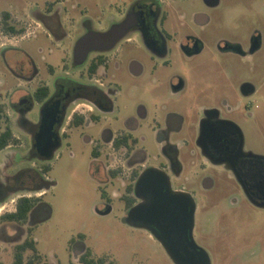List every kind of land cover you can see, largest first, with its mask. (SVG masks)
I'll return each mask as SVG.
<instances>
[{"label": "flooded vegetation", "instance_id": "flooded-vegetation-1", "mask_svg": "<svg viewBox=\"0 0 264 264\" xmlns=\"http://www.w3.org/2000/svg\"><path fill=\"white\" fill-rule=\"evenodd\" d=\"M28 39L37 41L34 54L20 46ZM0 61V153L26 133L30 157L42 163L79 139L92 148L90 173L105 213L112 209L105 186L116 185L111 192L128 214L143 200L139 175L154 167L194 203L191 228L164 239L184 260L264 264V254L230 253L233 233L211 196L219 189L264 210V152L249 139L264 144V0H0ZM147 133L156 155L145 148ZM47 167L0 175V205L16 196L13 210L0 214L5 241L35 246L22 264L43 257L34 234ZM24 197L34 202L26 220L7 219ZM9 225L18 231L8 234ZM151 226L133 227L179 264ZM83 237L69 241L76 264H85L88 250L104 257ZM54 258L49 264H58Z\"/></svg>", "mask_w": 264, "mask_h": 264}, {"label": "rangeland", "instance_id": "rangeland-1", "mask_svg": "<svg viewBox=\"0 0 264 264\" xmlns=\"http://www.w3.org/2000/svg\"><path fill=\"white\" fill-rule=\"evenodd\" d=\"M20 46L34 54L37 41L24 40ZM53 59L59 61V56L54 55ZM2 70L0 61V77L3 74ZM2 90L3 88H0V91ZM147 137L145 148L151 156L156 155L157 147L152 143L153 137L148 133ZM20 138L21 145L0 153V175L3 171L11 174L21 169L50 166L44 175L50 183L42 196L44 205L39 214V217L44 218L39 222L34 234L37 239V251L43 255L39 264H49L48 255L52 254L55 256L54 259L58 260V264H76L70 255L69 241L72 238L80 240L79 234L84 235L83 242L94 255L105 257V264H118L117 261L119 264H174L145 230L126 223L127 212L123 202L111 192V189H115V184L105 186L111 197L112 209L109 213H99L105 199L101 196L99 183L90 173L92 148L89 145L82 144L79 139L71 146L62 144L49 161L41 163L30 157L28 135L22 133ZM249 139L252 141V147L264 152V144L257 141L254 136L250 135ZM106 152L108 151L105 150L104 153ZM102 158H105V161L107 159L106 156ZM211 196H216L217 204L223 209L220 221L227 224L233 233L228 240L232 246L231 248L228 246L230 253L243 251L262 256L264 210L255 209L241 201L239 195L231 197L229 193L224 196L219 189ZM229 197L235 200L232 201ZM12 199L16 200V196H11L7 204L0 205V214L5 209L13 210ZM197 221H201L200 216ZM17 228L19 229L18 225H9L7 233L14 234L13 232L18 231ZM5 240L6 236L0 226V259L4 264H14L16 240L13 242ZM258 244L260 246H257ZM31 254L30 250H26L24 257L28 258ZM214 264L243 263L235 257L223 256Z\"/></svg>", "mask_w": 264, "mask_h": 264}, {"label": "water", "instance_id": "water-1", "mask_svg": "<svg viewBox=\"0 0 264 264\" xmlns=\"http://www.w3.org/2000/svg\"><path fill=\"white\" fill-rule=\"evenodd\" d=\"M114 32L115 28H112L109 34ZM135 190L143 200L129 209L126 217L127 222L133 226L151 224L150 228L163 241L171 258L176 263L196 264L192 260H184L177 249V244L172 240H170L171 242L164 241L165 238H173L171 235L173 232H185L187 228H191L194 210L192 198L186 193L173 190L166 174L154 167L145 169L139 175ZM99 212L105 213L108 210Z\"/></svg>", "mask_w": 264, "mask_h": 264}, {"label": "trees", "instance_id": "trees-1", "mask_svg": "<svg viewBox=\"0 0 264 264\" xmlns=\"http://www.w3.org/2000/svg\"><path fill=\"white\" fill-rule=\"evenodd\" d=\"M45 170H48V167L45 168ZM33 204L34 202L30 198L24 197L18 201L17 210L15 212L7 213L5 216L9 220L23 222L26 220L28 212L32 208ZM27 248L35 249L34 242L27 240L23 244L18 245L15 248L14 264H22L23 251L26 250ZM86 255L87 256L82 259L85 264H103L105 262L104 257H95L91 254L90 250H88ZM33 256L34 257L30 258L29 261L27 262L28 264H35L34 258H38V256L37 255H33ZM0 264H2L1 261Z\"/></svg>", "mask_w": 264, "mask_h": 264}]
</instances>
